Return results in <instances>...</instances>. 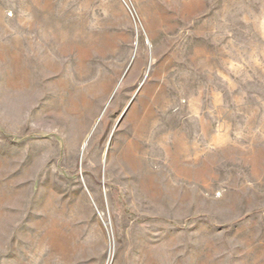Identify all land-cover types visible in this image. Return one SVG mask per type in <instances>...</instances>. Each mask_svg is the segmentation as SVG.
I'll return each instance as SVG.
<instances>
[{
    "label": "rangeland",
    "instance_id": "obj_1",
    "mask_svg": "<svg viewBox=\"0 0 264 264\" xmlns=\"http://www.w3.org/2000/svg\"><path fill=\"white\" fill-rule=\"evenodd\" d=\"M0 264H264V0H0Z\"/></svg>",
    "mask_w": 264,
    "mask_h": 264
},
{
    "label": "bare ground",
    "instance_id": "obj_2",
    "mask_svg": "<svg viewBox=\"0 0 264 264\" xmlns=\"http://www.w3.org/2000/svg\"><path fill=\"white\" fill-rule=\"evenodd\" d=\"M128 7V9H129V11H130V13H131V15H132V17L135 19V14H134V12H133V10L131 9V7L130 6H127ZM51 56V55H50ZM130 63H131V61H130ZM129 63V64H130ZM128 64V65H129ZM44 67L47 69V70H54L55 68H54V63L51 61V59H50V57H48V58H46V60H45V65H44ZM19 69V73H20V83H22V84H24V82H25V80H26V76H27V72H28V70H27V67L25 66V62H24V59H21V61H20V67L18 68ZM103 224L105 225V226H107V222H103ZM110 254H111V250H110ZM110 256V255H109ZM109 259H110V257H109Z\"/></svg>",
    "mask_w": 264,
    "mask_h": 264
},
{
    "label": "water",
    "instance_id": "obj_3",
    "mask_svg": "<svg viewBox=\"0 0 264 264\" xmlns=\"http://www.w3.org/2000/svg\"><path fill=\"white\" fill-rule=\"evenodd\" d=\"M113 93H114V92H113ZM131 102H132V98H131V100L129 101V103L127 104V106L125 107L124 111L122 112V114H121V116H120V118H119V121H120V120L122 119V117L125 115V113H126L127 109L129 108Z\"/></svg>",
    "mask_w": 264,
    "mask_h": 264
}]
</instances>
